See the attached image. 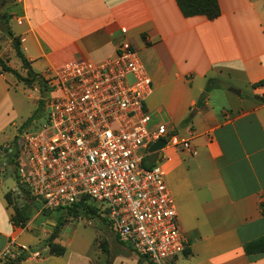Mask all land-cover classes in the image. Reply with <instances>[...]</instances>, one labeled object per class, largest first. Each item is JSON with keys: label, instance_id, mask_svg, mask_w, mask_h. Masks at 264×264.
Masks as SVG:
<instances>
[{"label": "crops", "instance_id": "0c3cea01", "mask_svg": "<svg viewBox=\"0 0 264 264\" xmlns=\"http://www.w3.org/2000/svg\"><path fill=\"white\" fill-rule=\"evenodd\" d=\"M218 3L213 20L183 16L176 0H14L7 12L25 58L42 75L68 61L111 58L123 43L137 51L151 78L145 101L151 127H172L196 150H140L145 167L164 170L188 242V255L167 264H264V253L249 255L243 248L264 237V105L253 100L264 97V85L253 87L264 80V0ZM12 56L11 40L0 31V58L10 66ZM209 78L225 87L205 91ZM11 86L0 71V148L14 125ZM7 176L0 158V252L12 244L42 254L17 264H138V255L122 243L120 251L91 256L62 244L60 233L55 242L65 253L49 255L51 221L32 229L36 212L24 227L13 224L5 194L14 195L17 184ZM140 264L151 263L142 258Z\"/></svg>", "mask_w": 264, "mask_h": 264}, {"label": "built area", "instance_id": "2783aa9c", "mask_svg": "<svg viewBox=\"0 0 264 264\" xmlns=\"http://www.w3.org/2000/svg\"><path fill=\"white\" fill-rule=\"evenodd\" d=\"M44 74L52 99L45 122L13 152L18 183L42 209H65L82 200L99 204L118 241L151 264L182 255L188 242L165 172L160 165L145 167L140 150L160 139L190 155L196 150L172 127L150 126L145 101L151 78L137 51L123 43L111 58L68 61ZM41 256L9 244L0 263Z\"/></svg>", "mask_w": 264, "mask_h": 264}, {"label": "rangeland", "instance_id": "374dc122", "mask_svg": "<svg viewBox=\"0 0 264 264\" xmlns=\"http://www.w3.org/2000/svg\"><path fill=\"white\" fill-rule=\"evenodd\" d=\"M11 4L0 6V10L8 12ZM8 25L12 29L16 27L10 19ZM12 52L13 56L9 60L10 66L15 67L16 69H14L22 76H26V72L21 65L17 66L20 60L14 53L13 48ZM36 73L45 80L41 87L37 84L28 87L22 82L17 81L15 77L14 80L12 74L7 73V79L13 83L10 89L16 100V108L13 115L14 125L5 134L6 138L10 140L1 146L0 158L1 164L5 165L3 171L8 175L6 180L12 186L16 183L13 152L18 150L26 134L40 128L45 122L48 104L52 99V89L46 82L45 74L42 75L41 72L37 71ZM9 148H11V152L7 150ZM27 201L26 196L16 187V193L11 196V202L21 207ZM94 204L95 206H100L99 204ZM28 211L30 216L38 212V219L31 224V228L34 230L40 229L39 223L42 220H50L53 223L60 221L62 223L60 227V241L62 244L71 247L74 251L85 252L92 256L97 250H100L102 252H108L110 255L111 252L120 251L123 248L110 225L104 222L103 217L98 213L96 215L81 213L78 218L68 216L64 208L53 209L44 213L42 212L41 205L33 201H30Z\"/></svg>", "mask_w": 264, "mask_h": 264}, {"label": "trees", "instance_id": "16d2710c", "mask_svg": "<svg viewBox=\"0 0 264 264\" xmlns=\"http://www.w3.org/2000/svg\"><path fill=\"white\" fill-rule=\"evenodd\" d=\"M13 2L14 0H0V6L2 7ZM176 4L181 14L185 17L202 15L206 17L208 20H213L220 15L218 0H176ZM10 18L11 16L7 14V12L0 10V31L4 36L8 37L11 40L12 48L17 58L20 60L21 67L25 70L26 76H22L15 69L7 65L8 62L7 60H3L1 58H0V71L2 73L12 74L17 79V81L22 82L24 85L28 87L34 84H37L39 87H41L45 82V80H43L42 76H40L38 73L32 70L29 61L25 58L20 47L19 38L14 36L9 28L8 22ZM258 85H264V80L253 84V87ZM218 87L224 88L225 86L216 79H212V78L207 79L205 91H210L211 89ZM253 100L264 105V97H253ZM188 119H190V116L187 118V120ZM16 184L19 190L21 191V193L24 194L28 200L32 201L28 191L18 183L17 179H16ZM12 193L13 192L9 191L5 194V199L7 203L11 205L13 208V215L11 216V220L13 224H15L16 226L24 227L26 222L30 219V214L28 211L29 203H25L21 207L14 205L11 202ZM64 210L66 211V214L68 216L73 218H78L81 215V213H88L93 215H96L97 213L99 214L98 206H95L93 202L88 200L87 201L82 200L77 204H73L72 206L65 208ZM42 211L46 213L48 210L42 209ZM103 221L107 222L104 218ZM61 226L62 223L60 221H57L50 235L46 239L45 246L47 247V253L49 255L61 256L65 253V247L60 243L55 242V240L58 238V235L60 233ZM243 248H244V252L249 255L264 253V237L246 243ZM184 255L185 256L188 255V250L184 252ZM138 257H139L138 264H140L141 259L144 257L139 255ZM19 259H24V255H21ZM15 261L17 260L9 261L6 264H15Z\"/></svg>", "mask_w": 264, "mask_h": 264}, {"label": "water", "instance_id": "95a60500", "mask_svg": "<svg viewBox=\"0 0 264 264\" xmlns=\"http://www.w3.org/2000/svg\"><path fill=\"white\" fill-rule=\"evenodd\" d=\"M228 91L235 93V94H239V91H237L233 88H228ZM164 147H165V141L160 139L158 141L151 143L148 147V151L150 153H153V152H159L160 153L161 149H163ZM47 212H49V210ZM48 229L50 230V232L52 231V229H53V223L52 222L49 223ZM3 264H6V263H3Z\"/></svg>", "mask_w": 264, "mask_h": 264}]
</instances>
